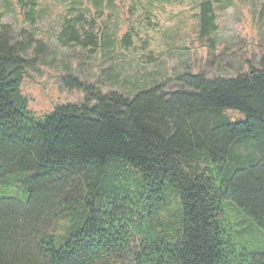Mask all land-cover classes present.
Segmentation results:
<instances>
[{"label": "trees", "instance_id": "1", "mask_svg": "<svg viewBox=\"0 0 264 264\" xmlns=\"http://www.w3.org/2000/svg\"><path fill=\"white\" fill-rule=\"evenodd\" d=\"M40 1L15 0L23 23ZM218 1L198 5L200 38ZM81 20L63 19L62 43L107 45ZM45 48L0 20V264H264V53L130 96L65 74L83 97L38 116L21 85Z\"/></svg>", "mask_w": 264, "mask_h": 264}, {"label": "rangeland", "instance_id": "2", "mask_svg": "<svg viewBox=\"0 0 264 264\" xmlns=\"http://www.w3.org/2000/svg\"><path fill=\"white\" fill-rule=\"evenodd\" d=\"M201 1L41 0L40 16L29 26L22 22L15 0H0V20L11 27L15 39L22 28L46 42L21 85L29 108L43 116L56 105L79 102L83 91L63 85L65 74L94 82L104 92L130 96L162 79L165 90L176 89L179 84L172 78L183 71L211 79L232 77L248 63L257 66L264 53V0H219L214 4L216 30L208 38L199 37ZM79 11L85 18L82 28L101 36L107 45L82 48L59 40L63 19ZM126 32L130 43L120 44ZM227 114L235 121L244 119L234 109Z\"/></svg>", "mask_w": 264, "mask_h": 264}]
</instances>
